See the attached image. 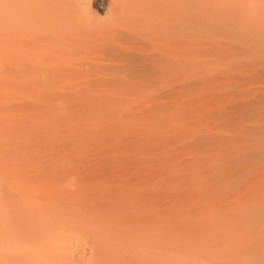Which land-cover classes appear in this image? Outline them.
Segmentation results:
<instances>
[{"label":"bare ground","instance_id":"6f19581e","mask_svg":"<svg viewBox=\"0 0 264 264\" xmlns=\"http://www.w3.org/2000/svg\"><path fill=\"white\" fill-rule=\"evenodd\" d=\"M197 1L199 5L196 3ZM200 2L207 7V9L202 7L207 10L206 14L207 12L244 13L242 16L246 14L245 19L249 20L250 24L261 25L256 39H253V44L250 43L252 48L248 46L251 48V53L248 55L250 57L248 60L238 63L232 77L230 79L225 77L221 85L218 143L217 145L208 144L205 160L204 188L202 191L205 219L202 228L199 226L201 228V235H199L202 242L203 264H264V0H195L194 5L197 4L196 8L201 6ZM192 12H200L193 10L192 0H0V83L10 80L14 88L18 90L32 93L47 92L50 94L58 92L57 96H60L59 92L93 93V91L108 92L109 90L111 92L113 90H138V92L139 90H146L160 92V94L184 92L188 87L186 77L190 64ZM232 15L234 16V14ZM203 37H205V34ZM175 79L180 80L178 85L173 83ZM132 80L143 81V83H140L141 86H127L128 81ZM124 81H127V85L119 86ZM189 87L191 88V86ZM56 110L58 109L55 108ZM15 163L17 164V160ZM68 181L70 180L68 179ZM28 196L33 198V196ZM125 201L127 202V200ZM37 202L40 203L41 201L37 200ZM52 202L53 206L59 205L58 208L63 205L55 200ZM16 206L26 207L24 203L22 205L21 203L17 204V202L13 203L0 188V264H97L103 261L102 264H105V261L107 264L110 259L115 264V261H117L113 259L116 250L113 245L120 243L115 242L114 244L112 239L111 246L113 247L108 246L110 251L114 250V255L108 252L106 245L104 251L101 250L100 252L98 249H102L104 241L102 244L98 241L102 238L103 234L101 233L104 232V229L98 230V228H95V230L93 228L104 227L108 224L111 226V219L109 222L106 220L101 221L100 218V224H98L97 219L100 216L96 215L98 217H94L95 220L86 217L91 222L87 220V223L83 222V224L81 221L79 225L80 222L78 223V221L85 217L86 213L82 214L83 217L78 215L82 218L73 214L78 220L74 219V223H71V225L70 223L64 225L63 221L60 224L58 219L61 218H58V221L56 220V223L63 224V226H58L62 230L57 231L51 227L56 223H51L54 217H49L51 215L49 212L42 211L44 212L42 218H46L40 220V217L34 215H22L14 209ZM63 206L67 208L69 205ZM79 206L80 209L82 206ZM68 208L67 210H71V207ZM73 208L76 209L74 206ZM79 209L77 208L78 212ZM62 210L63 212L65 210L66 213L69 212L71 215H68L69 218L73 216V210ZM58 212H61L62 216L64 215L67 218L66 213L59 211V209L56 213ZM143 212L145 211L143 210ZM45 214L49 215L45 216ZM89 214L91 216V212ZM135 214L139 215L136 212ZM142 214L140 212V216ZM126 217L124 216V218ZM71 219L73 221V217ZM129 219H124L121 223L117 221L119 225L116 222L111 228L115 229V226L119 227L121 225V232H131L132 237H137L138 234H133L135 231L124 230L126 229L124 227L127 226L131 229L135 226V229H137L139 226L144 225L149 229L150 226H153L150 225L151 221L148 224L139 218L138 220H143V224L137 225L136 220L131 219V222H134L129 223L131 227L126 224ZM92 221L97 223L93 225ZM76 222L78 225L75 226ZM102 222L103 225H101ZM186 222L184 221V223ZM88 223L92 226H90L94 231L92 233H96V231L99 233L100 231L101 235L95 234L101 237L100 239L99 237L96 238L97 242L95 238H92L97 245L92 244V239L82 238L87 234L89 236V231H86L87 225H85ZM122 224L126 225L122 226ZM133 224L136 225L133 226ZM84 225L86 227L81 229L80 227ZM64 226L69 230L71 227L75 229L79 226L75 231L72 229L75 236L81 233L77 232L79 229L88 233L79 234L81 236L75 238L71 233L64 232H68ZM110 226L108 227L110 228ZM176 226L175 229H179V238L176 237L177 240L174 239L173 241L174 237L170 235L175 234L177 236L178 232L173 234L170 231L169 233H162L161 227H156V230L161 231L160 234L164 238L162 239L159 237L161 235L158 231L156 232L155 229L153 231L149 230V233L154 232V234H150V236L154 235L150 237L151 239L158 237L157 241L159 238L163 241V243L160 242L162 245L156 246L157 241L154 239L156 248L164 246L159 248L161 255L164 254V252L162 253L163 250L166 254L169 253L170 251H166L168 249L171 250L172 254L175 247L178 245V247H181L180 243L185 242L186 238L189 237L188 234V236L183 235L185 239L182 237L184 241L181 240L183 231L180 232V229H183V225L177 224ZM118 227L115 229L116 231L120 229ZM184 227L186 228V224ZM193 227L195 228L194 225ZM115 230L113 231L116 232ZM186 231L188 230H184L185 233ZM192 231L194 232V229ZM36 232L44 234L43 237H38L41 240L37 243H28L27 246L20 244L19 239L21 237H30L35 235ZM106 232L105 234L108 233ZM121 232L119 233L121 234ZM139 232H142V230ZM144 233L146 234L147 231ZM155 233L158 236H155ZM114 235L120 237L123 241L122 234L118 236L114 233ZM116 236L113 238L119 240L116 239ZM132 237L128 238V241H124L129 242L131 240L130 242H132ZM138 237V240L133 239V242L135 241L137 245L131 248L129 253L126 252L129 249L128 247H125L126 249L121 247L120 249L125 250V253L128 254L132 250L135 251L136 247L140 246L138 243L140 236ZM144 237L146 236L144 235ZM167 237H172V239ZM196 237L191 239L195 238L196 240ZM80 238L83 240L88 239V241L92 240L90 244L93 249L90 245L88 246L89 243H86L87 246L83 243L86 248H80L79 246H83L80 244ZM146 238L147 240L150 239ZM178 239L181 240L180 243ZM169 241H171L172 246L175 242L174 249L172 246V249H170ZM130 242L129 244H131ZM147 242H149L147 244L149 248L146 247V244L144 246L141 243L144 249L140 246L139 249H141L138 250H142L141 256L144 255L145 258L148 256L147 259H149L152 256L151 250H154V246L151 245L153 240ZM150 242L152 243L150 244ZM105 243L110 245V241ZM124 243L122 242V244ZM160 243L157 242V244ZM187 243L184 244L186 249L188 248ZM98 244L100 248L94 249ZM124 245L126 246V244ZM184 245L182 246L183 250H185ZM118 246H121V244L116 245V247ZM150 247L152 249L149 251L150 253L147 252L149 254L146 256V251ZM117 249L119 250V247ZM121 250L119 253L122 252ZM134 251L133 253L137 252ZM176 251L173 252L172 256L176 257L175 254H180ZM106 253L108 256L112 254L110 259L107 258ZM123 253L124 251L121 254ZM100 254L102 260L98 259L96 263L97 258L101 257ZM116 254L118 253L116 252ZM121 254L117 257L118 260L122 258L124 260L126 254H123L124 256ZM182 254L184 253L182 252L180 255L182 256ZM187 254H184L186 258ZM136 255L137 258H134L136 260L140 259L141 256L139 257L138 253ZM154 255L152 260H146L143 263L147 264V261H149L148 264H152L151 262L158 254ZM126 257L128 258L127 255ZM167 257L164 258L167 259ZM174 257L171 258L175 259L174 262L180 258L179 255L178 258ZM184 258L183 256L180 259L183 260ZM169 259L168 262L165 261L166 264L169 263ZM122 260V263L120 261L116 263H125ZM128 260L125 264L132 263ZM136 260L133 261V264H136ZM155 260L157 259L155 258ZM159 260L160 262H158ZM154 262L161 264V257Z\"/></svg>","mask_w":264,"mask_h":264},{"label":"rangeland","instance_id":"374dc122","mask_svg":"<svg viewBox=\"0 0 264 264\" xmlns=\"http://www.w3.org/2000/svg\"><path fill=\"white\" fill-rule=\"evenodd\" d=\"M194 1L192 0L193 10L200 12L191 13V53L188 75L186 77L188 87L184 90L185 93L181 91L176 94H160V92L146 90H139V92L138 90H113L112 92L109 90L108 92L101 91L103 93L99 91H93V93L59 92L60 96H57L58 92L50 94L47 92L32 93L18 90L14 88L10 80L0 83V188L13 203L17 202V204L21 203V205L24 203L26 205V207L16 206L14 207L15 210L25 216L34 215L38 218L40 217V220L46 218H42V213L49 212L51 215H47L54 217L51 223L54 224L58 218H61L58 220H60V224L64 222V225H69V223L71 225V223H74V219L78 220L74 215L78 216L83 213H86L85 215L83 214L85 217L83 215V218L78 216L82 218L81 220L79 218V225L81 221L82 223H87V220L91 222L90 219L95 220L96 218L94 217L98 216H100L97 219L98 224H100L101 218V221L110 222L112 220L111 226L115 225L117 221L121 223L124 219L127 220L129 218V222L126 224L134 223L131 222V219H135L137 225L143 224V220L148 224L151 221L150 225L153 226H149L151 228L154 227L152 230L149 226V229H147L144 225L135 229L134 225L136 224H133L134 227L129 224L132 227H130L131 229L127 226L124 227L126 229L123 228L124 230L135 231L133 234H138L137 237H132L130 231L131 234L127 232L130 236L126 231H123V234L120 231L121 225L117 226L121 228L116 231L117 227L115 226V229L111 228L108 224L109 222L107 223L108 225L104 224V227H93L94 229L98 228V230L104 229V232L101 233L103 234L101 236L103 240L100 236H96L100 234V231L99 233L96 231L98 234L92 233L94 231H92V226L88 223L85 225H87L86 231H89V236L85 234L86 236H82V238H95L96 242L98 241L96 238H101L98 242L102 244L104 241V246L102 249H98L100 252L106 245L108 252L113 253L114 250L110 251L108 247L111 246L112 239L114 244L115 242L120 243L121 246H118L119 250L116 245L120 244L113 245L116 249L114 251L115 257H113L114 261L117 260L115 264L123 259L122 257V259L119 258L120 260L117 259L123 251V254L128 256L127 258L126 255L121 254L124 256L122 261L125 263L130 257H132L130 260L134 257L137 258V253L140 257L143 253L142 250L139 251L143 247L141 243L144 246L146 244V247H148L149 245L147 244L149 242L147 241L151 240H153V243L150 242V244L152 243L151 245L154 246L153 249L155 251L151 250V247L148 249V247V251L145 250L146 254L145 252L144 254L147 256L150 250L152 253L154 252L153 254L151 253L152 256L158 254L157 257H161L162 260L161 264H166L165 261L168 258H173L174 255L172 256V254L176 250L180 254L182 252L184 254L188 253L187 258L184 254L182 256L178 254L180 258L184 256L186 259L181 260L179 258L178 260L176 259V262L173 261L175 259H169L170 264H203L200 235L205 219L202 193L205 160L208 144L217 145L218 143L221 85L225 77L229 79L232 77L238 63L248 60L250 57L248 55H250V49L252 48L251 44H253V39H256L257 33L260 32L261 25L250 24L249 20L245 19L246 14L242 16L244 13H232L234 16L231 13L223 12H207L206 14L207 10L202 8L205 7L203 3L200 2L201 6L196 8V3L199 5V2L197 1L196 5H194ZM205 8L207 9V7ZM204 34L205 37H203ZM174 81L175 85L180 82L179 79ZM128 82V85L127 81H124L119 86L134 87L141 86L143 83V81L137 80ZM128 91L130 92L127 93ZM37 104L40 105L38 106ZM55 108L59 111H55ZM16 160L17 164L15 163ZM2 178L3 180H1ZM28 195L33 196V198ZM127 196L129 197L127 198ZM44 197L47 198L45 199ZM37 200L41 202L38 203ZM54 200L58 201L57 203L71 207L68 206L74 211H72L73 213L70 212L72 215L74 214L72 216L73 221L72 217H68L70 215L69 212L66 213L65 210L64 212L62 210H67L68 207L66 208L63 205L59 208V205L53 206L52 201ZM79 205L83 209L82 207L79 209ZM86 206L87 208H85ZM56 208L66 213L67 218L64 215L62 216L61 212L56 213L58 211V209L55 210ZM53 211L56 212L53 213ZM39 212L41 213L39 214ZM89 212H91V216ZM135 212L139 215L135 214ZM140 212L143 213L141 216ZM59 213L61 215H58ZM47 215L45 214V216ZM139 218L143 220L140 221L138 220ZM69 219L71 220L69 221ZM156 220L158 221L156 222ZM184 221L187 222L184 223ZM118 222L117 225H119ZM57 223L51 227L57 231L62 230L58 226H63V224ZM78 223L76 222L74 225L76 226ZM177 224L183 225V229H180V232L183 231L184 233L181 234V238L189 235L186 238L189 240L188 243L187 240L180 243L181 240L184 241L185 237L181 240L178 239L180 246L182 247L187 243L188 248L186 249L184 245L185 250H183V247H178V245L174 249L175 242H172L174 244L172 246L171 241H169L170 244L166 243L168 242L166 241L164 243L168 244L170 249H172V246L174 250L172 254L171 250H166L170 251L167 253L169 255L163 250L162 253L164 252V254L161 255L159 248L164 246L156 248L155 245H162L163 241L160 238L157 241L158 237L151 239L150 237L154 235L150 236V234H154V232L149 233V230L153 231L156 227H161L162 233H169L170 231L173 234L178 232L177 236L169 234L174 237L173 239L172 237H167L173 241L176 237L179 238V229H175ZM185 224L186 228L184 227ZM85 225L80 228H85ZM101 225H103V222ZM124 225L122 224V226ZM188 225V228L191 227L190 229L187 228ZM193 225L195 228L197 226L199 232L197 228L195 230ZM64 228L68 230V232L63 230L64 232L75 236L72 232L76 228L71 227L70 230L66 226ZM72 229L74 230L72 231ZM81 229L77 231L81 233L77 234L75 232L76 236L88 233L81 231ZM192 229H194V232ZM140 230L142 232H139ZM184 230H188L189 233L188 231L185 233ZM105 231L108 233L106 232L107 234H105ZM145 231H147L149 236L144 233ZM161 231H158L159 235H161ZM119 232L124 238L123 241L120 237L114 235L115 233L121 236ZM140 233L143 234L141 235ZM104 234L106 237L108 236L107 240ZM155 234V236H158L157 233ZM197 234L200 235L198 236ZM144 235L150 239L147 240ZM40 236L43 237L44 234L36 232L35 235L30 236L31 238L21 237L19 242L21 245L27 246L28 243H37V241L41 240L38 239ZM115 236L119 240H115L113 238ZM138 236H140L138 243L141 248L139 249L140 246H138L135 250L137 251L136 253H133L134 250H132L128 254L131 248L137 245L135 241V243L133 242V239L135 237L134 240H138ZM195 236H197L196 240L195 238L192 240L191 238ZM130 237H132V242H130L131 240L129 241L131 244L125 242ZM159 237L162 238V235ZM77 238L79 239V237ZM83 239L80 238V244L83 245L79 246L80 248H86V243H89L88 246L90 245L91 248L93 247L90 244L93 239L91 241ZM154 239L162 243L157 244L156 242L154 245ZM95 240L92 241V244L95 243L97 245ZM120 240L123 243L125 242L126 246ZM107 241L108 243L110 241V245L105 243ZM95 247L94 249L100 248L99 244ZM121 247H128L129 249L126 250L128 253H125V250L122 251ZM120 250L122 252L119 253ZM105 251L107 252V250ZM178 255L175 254L176 257L174 258H178ZM111 256L109 255L107 258L110 259ZM143 256L137 260L135 258L132 261L128 260V262L133 264V261L136 260V264H146L143 261L146 262V260H152L153 258L150 256L151 258L147 259L148 256L146 258ZM166 256H168L167 259L164 258ZM157 257H154V261L158 260ZM101 258L102 256L97 258L96 263ZM138 260L140 263L137 262ZM108 261L109 263L111 262L110 264L114 263L111 259ZM154 261L150 262L152 264H159L158 262H160V260L158 262ZM147 262L149 263V261ZM98 263L100 264L101 262Z\"/></svg>","mask_w":264,"mask_h":264}]
</instances>
